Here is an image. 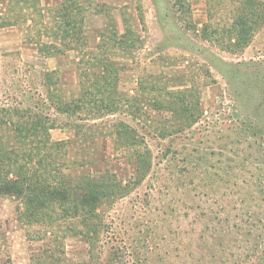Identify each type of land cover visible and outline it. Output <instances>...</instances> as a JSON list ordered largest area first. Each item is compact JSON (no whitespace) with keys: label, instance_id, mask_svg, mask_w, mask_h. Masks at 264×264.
Returning <instances> with one entry per match:
<instances>
[{"label":"rangeland","instance_id":"1","mask_svg":"<svg viewBox=\"0 0 264 264\" xmlns=\"http://www.w3.org/2000/svg\"><path fill=\"white\" fill-rule=\"evenodd\" d=\"M226 2L185 0L179 12L174 0H71L73 30L57 51L41 50V0L17 4L29 9L18 29L0 20V141L31 143L10 123L40 114L34 106L52 107L48 137L67 140L62 106L82 108L81 73L93 68L105 114L87 122L78 110L70 126L97 124L74 138L73 162L97 146L118 174L91 181L103 192L92 216L62 219L71 203L24 219L26 207L0 194V264H264V27L232 36ZM139 153L150 161L140 181Z\"/></svg>","mask_w":264,"mask_h":264},{"label":"trees","instance_id":"2","mask_svg":"<svg viewBox=\"0 0 264 264\" xmlns=\"http://www.w3.org/2000/svg\"><path fill=\"white\" fill-rule=\"evenodd\" d=\"M46 2L44 11L48 14L49 23L48 21L45 23V38L50 43L45 44V47H42L41 50L57 51L59 41L63 42L73 30V27H71L74 23L73 17L69 13L70 8H72L71 0H62L60 5L62 12L60 14L55 10L57 0H54V2L47 0ZM184 2L185 0H174L173 5L180 12L185 7ZM226 4L229 6L227 10H230L232 14L230 29L232 36L242 37L244 34L240 32V29L244 27L247 30L245 37L249 39L252 36V32L254 33L264 27V0H228L224 5ZM188 9L191 10L190 3ZM12 20L15 25L18 23V19L13 18ZM25 21L27 22V19ZM105 68L106 66L103 65V70L99 71L100 76L104 77L107 74ZM96 74L93 68L89 69V71L84 70L81 73L83 79L80 85L81 90L79 92L78 105H81L82 112L87 111V116H89V118L87 116L86 118H82V121L88 122L90 119L98 121L105 114V100L107 99L105 92L101 85L95 82L96 80L93 82L90 79L91 75L96 76ZM57 106L61 107L59 103ZM31 108L40 114L34 115L32 112L27 115L23 114L19 116L23 121L14 119L10 123L12 126L11 131H17L22 139L26 131L29 138H32L30 139L31 143L21 146L22 142L20 143L19 140L16 144L13 143V145L4 144L3 141H0V194L5 197L17 198L20 201V205L23 208L26 207L25 213H20L21 217L33 221L40 218V212L46 208L51 209L56 205L64 208L71 203H75L78 206H73L74 212L72 213L70 210H65V215H61L62 219L71 216L79 218V208L88 211L90 216L95 212L97 214L99 212L97 205L102 200L101 196L103 192L100 190V185H91L90 183L94 178L102 175H117L118 177L117 170L115 165L106 163L105 159L101 157L97 146L91 149L88 158L84 161L80 158L78 160L82 161L76 164L73 162L74 154L79 153H77L75 147H72L76 142L74 140L75 137L85 140L88 138L89 135L83 130L84 128L90 129L91 127H96L97 123L94 125H79L76 129L75 127L73 128V126H70V123L75 117L80 120L82 116L79 114L82 112H78L81 109H74L72 102H65L62 106L63 111L59 112L64 116L68 115V117L66 116L69 119L67 126L71 130H75V132L67 140L52 142L47 133L51 129L56 128V125L53 128L48 127L46 124L47 120H51L46 116L51 115L52 107L45 106V108H38L34 106ZM56 110L58 111L59 109L57 108ZM11 112V117L15 118L20 114V109H15ZM51 122H54V120H51ZM175 131L182 132L184 129L178 127ZM20 146L23 149L22 157L20 152L17 151ZM84 147V145L81 146L82 149ZM125 147H128V145H125ZM140 154V158L133 164L134 175L138 177L139 181L145 177L147 169L150 166L149 159H144L146 154ZM79 177H81L80 179H87L89 181V184L83 189L85 195L83 194L82 198L80 194H74L80 189L77 183Z\"/></svg>","mask_w":264,"mask_h":264},{"label":"crops","instance_id":"3","mask_svg":"<svg viewBox=\"0 0 264 264\" xmlns=\"http://www.w3.org/2000/svg\"><path fill=\"white\" fill-rule=\"evenodd\" d=\"M22 1L26 2L27 0H0V20L2 19V21H3V18L7 19V21L5 22V27H8V29H14V28L18 29V26H15V24L13 23L14 21L12 19L13 18L17 19L18 17L23 15L24 11L29 10V9H24L23 11L15 10V7L17 6V4L19 2L22 3ZM52 2H54V1H52ZM46 3L47 2H45V0H41V9L40 10H41L42 15L47 13L46 11H44V6ZM27 14H28V12H27Z\"/></svg>","mask_w":264,"mask_h":264}]
</instances>
